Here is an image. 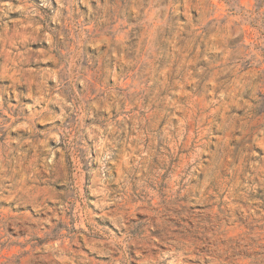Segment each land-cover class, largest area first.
<instances>
[{"label": "clouds", "instance_id": "clouds-1", "mask_svg": "<svg viewBox=\"0 0 264 264\" xmlns=\"http://www.w3.org/2000/svg\"><path fill=\"white\" fill-rule=\"evenodd\" d=\"M0 264H264V0H0Z\"/></svg>", "mask_w": 264, "mask_h": 264}]
</instances>
